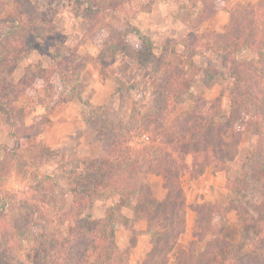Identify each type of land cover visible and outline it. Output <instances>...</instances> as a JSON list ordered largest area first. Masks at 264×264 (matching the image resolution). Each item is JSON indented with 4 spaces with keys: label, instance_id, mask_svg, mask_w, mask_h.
<instances>
[{
    "label": "rangeland",
    "instance_id": "374dc122",
    "mask_svg": "<svg viewBox=\"0 0 264 264\" xmlns=\"http://www.w3.org/2000/svg\"><path fill=\"white\" fill-rule=\"evenodd\" d=\"M139 1L99 0L96 8L88 9L75 0H0V146L14 149L12 133L17 132L22 153L33 164L27 171L12 160L5 161L11 167L0 172V191L14 190L5 196L8 208L19 217L15 202L21 195L15 191L21 193L34 185L30 173L50 176L56 183L57 207L65 212L72 200L66 171L78 168L83 160L98 158L106 141L103 134L109 132L106 129L120 123L119 134L122 128L136 130L146 115H153L158 125L167 129L176 118L190 113L198 101L216 104L215 114L234 117L238 150L232 160H225L234 154L226 148L222 149L223 161L205 154L196 167L192 158H187V164L193 166L182 177L188 200L186 232L170 256V264H174L178 253L193 241L196 211L202 206L218 209L233 200L256 212L261 203L264 190L254 181L252 166L256 159L264 163L263 155H257L260 150L264 153V51L237 54L240 70L251 82L236 88L224 76L231 64L207 47L225 34L232 14H246L253 5H264V0H214L211 5H203L202 0H186L181 5L171 1L152 4L140 12L129 8V3ZM112 9L116 11L113 15ZM27 17L32 22H26ZM23 22L31 27L29 32L22 30ZM14 25V32L2 38ZM109 27L116 32V39L107 31ZM207 70L216 73L210 76ZM57 73L68 75L70 82L59 86ZM168 81L173 83L169 108L158 115V92ZM57 91L65 94L58 97ZM153 124L152 120L147 137L132 133L134 146L157 139L159 131L153 130L157 129ZM201 166L206 170L198 177ZM141 177L152 187L154 198L162 200L163 180L150 174ZM235 180L238 194L230 191ZM134 207L126 198L112 200L100 195L92 200L84 218L95 220L111 209L118 210L128 219V227L116 225L117 243L126 249L135 242L130 264H142L150 251L151 235L146 223L134 214ZM223 223V236L236 246L238 256L262 254L258 239L241 230L233 210ZM70 227V223L53 221L29 231L50 230L63 238ZM9 249L0 248L3 260L29 264L25 248Z\"/></svg>",
    "mask_w": 264,
    "mask_h": 264
},
{
    "label": "trees",
    "instance_id": "16d2710c",
    "mask_svg": "<svg viewBox=\"0 0 264 264\" xmlns=\"http://www.w3.org/2000/svg\"><path fill=\"white\" fill-rule=\"evenodd\" d=\"M75 1L78 5H86L88 9L96 8L99 2ZM171 1L178 5L186 2L140 0L137 4L129 3L128 6L140 12L152 4H168ZM213 1L202 0V3L211 5ZM99 11L101 10L97 12ZM115 12V9L110 10L112 15ZM244 14L245 12L232 14L230 26L225 34L215 37L212 45L207 47V51L231 64V70L224 76L232 80L236 88L251 82L250 77L240 70L242 65L236 58L237 54L245 50L264 51V5L255 4ZM27 18L29 21L26 22H32L31 18ZM23 24L22 30L29 32L31 27L26 26L24 22ZM16 28L14 25L2 38L13 33ZM107 31L116 39L117 34L112 27ZM8 43L11 45V41ZM2 65L3 55L0 54V68ZM207 72L210 76L216 73L208 70ZM57 74L56 82L59 86L70 82L68 75ZM172 84L168 81L166 88L158 92V115H162L169 108ZM56 93L58 97L65 94L58 91ZM202 102L204 101H198L190 113L176 118L175 123L167 129L158 125L156 117L146 115L145 121L136 130L122 128V134H119V123L106 129L108 133H101L106 141L98 158L83 160L78 168L66 171L72 200L65 212L57 207L54 192L56 183L50 176L42 178L35 172L30 173L31 177H34V185L21 193L15 191L21 195L15 202L17 210L21 212L19 217L8 208L10 204L5 196L14 190L0 191V229H5L4 233L0 232L1 250H8L10 247L11 251L25 248L29 264H130V249L135 246V242L131 243L130 248L122 249L116 238V225L121 223L127 228L128 219L116 209H111L103 218H84L92 200L106 195L112 200L123 197L133 201L134 214L146 223L151 241L150 251L142 264H170V256L186 232L188 200L182 177L193 166L187 164V158H192L194 167L205 154L213 160L223 161L222 155L225 153L222 149L226 148L227 152L234 154L225 160H232L240 142L233 126L234 117L228 115L222 118L215 114L218 108L216 104ZM209 109L211 111H208ZM152 120L153 125L157 127L153 130L159 131L155 133L157 139H148V144L134 146L132 133H144L147 137ZM12 136L16 144L14 149L0 146V172L11 167L7 164L11 160L12 164L18 163L29 171L30 165H33L32 159L23 155L24 147L17 132L14 131ZM260 151L257 155L264 157L263 151ZM256 161L257 159L252 166V176L264 190V163ZM204 165L206 168L209 166L208 163ZM202 166L198 177L206 170ZM143 174L155 175L163 180L165 194L162 200L154 198L152 187L142 180ZM237 182L238 180H235L230 187L234 194L240 192L235 186ZM12 201L14 202V199L11 198L10 202ZM232 210L239 217L241 230L253 234L258 239L262 249L259 257L255 254L238 256L236 246L223 236V219ZM196 212L193 241L178 253L174 264H264V194L256 212L249 211L233 200L228 206L218 209L212 205H204ZM53 221L71 224L67 236L58 237L50 230L37 234L29 231L36 225L42 226ZM3 257L4 254L0 251L1 264H20L3 260Z\"/></svg>",
    "mask_w": 264,
    "mask_h": 264
}]
</instances>
